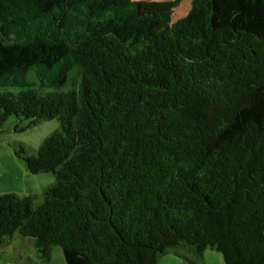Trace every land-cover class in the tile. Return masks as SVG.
Instances as JSON below:
<instances>
[{
	"label": "trees",
	"instance_id": "obj_1",
	"mask_svg": "<svg viewBox=\"0 0 264 264\" xmlns=\"http://www.w3.org/2000/svg\"><path fill=\"white\" fill-rule=\"evenodd\" d=\"M180 3L0 0V130L59 123L15 150L55 181L0 194V249L264 264V0H193L174 21Z\"/></svg>",
	"mask_w": 264,
	"mask_h": 264
},
{
	"label": "rangeland",
	"instance_id": "obj_2",
	"mask_svg": "<svg viewBox=\"0 0 264 264\" xmlns=\"http://www.w3.org/2000/svg\"><path fill=\"white\" fill-rule=\"evenodd\" d=\"M192 1L193 0H181L180 5L174 10V21L187 15L191 8ZM16 124L17 119L11 118L7 122V124L0 130V191H10L7 190V187H10L7 186L8 184H10L8 183L10 181L5 182V178L9 179L11 173L12 175H19L20 173L18 167L22 168V170L27 171L24 161L16 157L15 150L23 146L27 151L35 154L43 144L44 140L59 128V123L57 120L44 122L41 125L33 127L26 131H15ZM3 172L5 173V175L3 174ZM31 176H33V178L38 181L40 191H42V185L39 183V177L44 178L43 181L49 179V184L55 181V178L52 174ZM18 179H20V181L24 185L28 186V184H26V178L24 176ZM16 243L17 246L12 245L6 250L0 249V264H66L63 250L59 246L53 248L51 261L44 263L37 257L34 247L29 242L23 243L17 241ZM16 247L18 248L19 252L17 254L15 253ZM180 255L188 256L191 260L197 261L192 255H188L181 250L172 249L167 255L161 258L158 264H190L184 261ZM197 263L224 264V258L221 253L209 248L206 251L204 263H201L199 261H197Z\"/></svg>",
	"mask_w": 264,
	"mask_h": 264
},
{
	"label": "crops",
	"instance_id": "obj_3",
	"mask_svg": "<svg viewBox=\"0 0 264 264\" xmlns=\"http://www.w3.org/2000/svg\"><path fill=\"white\" fill-rule=\"evenodd\" d=\"M18 170L20 173L19 175H12V173H11V176L9 179L5 178L6 179L5 182L10 181V182H8L10 184L7 185V186L11 187V188L7 187L8 188L7 190H10V191H4V190L2 191L1 190L0 194L7 193V192H15V193H18V194L23 195V196H30V195L39 196L42 193V191H40V186L38 184V181L35 178H33V176H31L32 174L31 175L29 174L28 170L27 171L22 170V168H20V167H18ZM3 174L5 175L4 172H3ZM41 175L42 174H40V176ZM22 176H24L26 178V184H28V186L24 185L20 181V179H18ZM43 180H44V178L39 177V183L42 185V190L45 186H48L46 184H49V182H50L49 179H47L45 181H43ZM15 253L17 254L19 252L15 251Z\"/></svg>",
	"mask_w": 264,
	"mask_h": 264
}]
</instances>
